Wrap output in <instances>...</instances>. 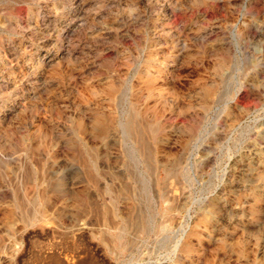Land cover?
Instances as JSON below:
<instances>
[{
  "label": "rangeland",
  "instance_id": "374dc122",
  "mask_svg": "<svg viewBox=\"0 0 264 264\" xmlns=\"http://www.w3.org/2000/svg\"><path fill=\"white\" fill-rule=\"evenodd\" d=\"M0 264H264V0H0Z\"/></svg>",
  "mask_w": 264,
  "mask_h": 264
}]
</instances>
